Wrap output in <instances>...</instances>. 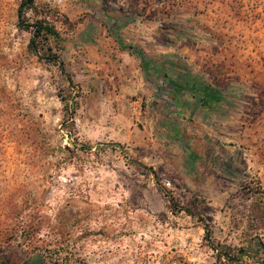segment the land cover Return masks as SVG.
<instances>
[{
  "label": "rangeland",
  "instance_id": "374dc122",
  "mask_svg": "<svg viewBox=\"0 0 264 264\" xmlns=\"http://www.w3.org/2000/svg\"><path fill=\"white\" fill-rule=\"evenodd\" d=\"M18 1L0 0V261L264 264V0H33L63 72Z\"/></svg>",
  "mask_w": 264,
  "mask_h": 264
},
{
  "label": "trees",
  "instance_id": "16d2710c",
  "mask_svg": "<svg viewBox=\"0 0 264 264\" xmlns=\"http://www.w3.org/2000/svg\"><path fill=\"white\" fill-rule=\"evenodd\" d=\"M33 3V0H19L18 5L16 8V19H17V26L21 29L30 31V37L28 39L27 48L30 50L34 55H36L38 58L43 59L45 62H50L52 64H55L59 67V69L63 72V67L61 62L57 59L56 54L50 50L47 46L45 49L43 48L44 42L48 37L56 38L58 36V33L56 29L51 25L48 24L40 19H36L33 21H28L25 18V10L29 9ZM119 47L121 48H129L133 51V53L137 56L139 63L143 70H147V61L145 60L144 56L142 55L141 51H137L132 47L131 45H124L121 42H118ZM69 80V78H66ZM203 95L208 100L215 99V92L209 91L207 92L206 89H203L202 91ZM204 232L205 234L208 233L207 228L204 226ZM212 249L214 247L211 246ZM240 252L243 251V249H239ZM258 252H260L264 256V243L259 242L258 243ZM225 256H228V254L224 253ZM220 256V255H219ZM0 264H14V263H3L0 261ZM25 264V263H21Z\"/></svg>",
  "mask_w": 264,
  "mask_h": 264
},
{
  "label": "crops",
  "instance_id": "0c3cea01",
  "mask_svg": "<svg viewBox=\"0 0 264 264\" xmlns=\"http://www.w3.org/2000/svg\"><path fill=\"white\" fill-rule=\"evenodd\" d=\"M177 87H179V86H177ZM203 89H206L207 92H209L210 90H211V91H215V90H213V89H210V87H204V86L201 87L200 89H198V91H200L201 93H203V92H202ZM204 97H205V96H204ZM215 97H216V95H215Z\"/></svg>",
  "mask_w": 264,
  "mask_h": 264
}]
</instances>
